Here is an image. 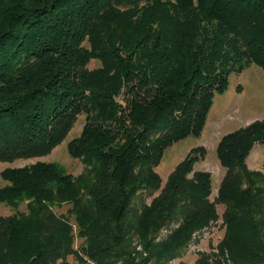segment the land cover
I'll use <instances>...</instances> for the list:
<instances>
[{
    "label": "trees",
    "instance_id": "16d2710c",
    "mask_svg": "<svg viewBox=\"0 0 264 264\" xmlns=\"http://www.w3.org/2000/svg\"><path fill=\"white\" fill-rule=\"evenodd\" d=\"M252 63L264 71V0H0V161L49 154L85 116L66 143L80 174L53 161L1 171L0 202L25 201L26 212L0 217V257L12 245L22 264L74 253L72 227L53 211L68 203L91 259L139 264L126 249L136 233L141 260L160 264L221 204L219 251L264 264V173L246 164L264 117L218 141L225 172L213 200L210 173L193 170L203 148L162 187L155 170L168 146L200 134L230 72ZM170 221L178 226L154 243Z\"/></svg>",
    "mask_w": 264,
    "mask_h": 264
},
{
    "label": "rangeland",
    "instance_id": "374dc122",
    "mask_svg": "<svg viewBox=\"0 0 264 264\" xmlns=\"http://www.w3.org/2000/svg\"><path fill=\"white\" fill-rule=\"evenodd\" d=\"M100 65L98 60L92 59L88 64L89 68ZM264 117V71L255 64H250L240 71H231L228 76V84L223 92L215 93L212 105L207 112L204 126L198 136L189 135L168 146L163 153L161 161L155 167L156 172L161 178V187L167 176L172 172L175 166L194 147L204 149V154H197V161L193 165V170H204L210 173L211 194L210 200L217 195L218 186L224 175L225 169L221 166L216 156V145L222 135L232 130L247 125L248 123ZM84 114H79L73 126L69 130L66 139L55 146L52 151L44 156L17 159L13 162L0 161V173L6 167H18L29 165L36 161H53L66 170L67 173L76 176L83 171V164L79 159L69 155L66 149L68 140L77 136L84 124ZM246 164L251 170H258L264 173V143L257 142L253 145L246 159ZM6 182L0 176V187ZM159 190L153 195H144L143 204L149 205L152 197L157 195ZM136 210H140L141 203L136 201ZM71 204L61 203L53 207V211L67 219L72 227L74 253L58 259L54 264H130L124 257H115L105 263L103 261L93 260L86 253L84 239L79 235V227L76 224L75 217L70 212ZM16 211L26 212L25 201L17 207H10L0 202V217L11 216ZM223 206L216 204L217 217L211 220L207 225L198 227L191 231L187 240L180 246L178 253L168 258H163L160 264H215L220 261L221 264H231L229 253L226 249L219 251L218 244L225 233V226L222 223L221 214ZM169 223V224H168ZM162 226L153 242H162L171 231L178 226V223L170 221ZM129 249L135 262L139 264H154V259L147 262L141 260L147 254L144 251L136 233H132ZM22 248L18 245H12L8 251L2 253L0 264H22L24 257L21 255ZM141 260V261H140ZM251 264H260L253 262Z\"/></svg>",
    "mask_w": 264,
    "mask_h": 264
}]
</instances>
